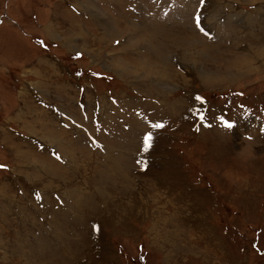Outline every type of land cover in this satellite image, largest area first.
Listing matches in <instances>:
<instances>
[{
	"label": "rangeland",
	"instance_id": "rangeland-1",
	"mask_svg": "<svg viewBox=\"0 0 264 264\" xmlns=\"http://www.w3.org/2000/svg\"><path fill=\"white\" fill-rule=\"evenodd\" d=\"M260 53L264 0H0V264H264Z\"/></svg>",
	"mask_w": 264,
	"mask_h": 264
},
{
	"label": "snow or ice",
	"instance_id": "snow-or-ice-1",
	"mask_svg": "<svg viewBox=\"0 0 264 264\" xmlns=\"http://www.w3.org/2000/svg\"><path fill=\"white\" fill-rule=\"evenodd\" d=\"M197 24L199 26V18H197ZM197 100L203 102L201 97H197ZM199 119H200L201 122H203L205 120V116H204L203 112H201L199 114ZM219 119L221 120L223 126L226 127L227 129H232L234 127V125L231 122H229L226 119H224V117H220ZM205 126L211 127L210 124H207ZM152 127H153V129H156V130H162V129L165 128V124H163V123H155V124L152 125ZM197 130H199V129L197 128ZM154 142H155L154 133L153 132L147 133L145 135V137H144V140H143V151L145 153L149 152L153 148ZM144 163H145V167H146L147 162L145 161ZM5 167L6 166H4V165H0V168H5Z\"/></svg>",
	"mask_w": 264,
	"mask_h": 264
},
{
	"label": "bare ground",
	"instance_id": "bare-ground-1",
	"mask_svg": "<svg viewBox=\"0 0 264 264\" xmlns=\"http://www.w3.org/2000/svg\"><path fill=\"white\" fill-rule=\"evenodd\" d=\"M86 8V7H85ZM249 24V23H248ZM207 51V50H206ZM208 52V51H207ZM261 54V58H264V54L263 53H260ZM258 56H259V54H258ZM257 55H256V57H258ZM238 58H240V57H238ZM242 60L240 61V65H239V68H240V70H242L243 68H245L246 70H247V72H253V70H249V69H252V67H251V64H250V62L248 61V60H245L244 58H241ZM262 60V59H261ZM264 65V64H263ZM144 68H149V67H144ZM249 70V71H248ZM149 71V70H148ZM2 141H3V138H2ZM1 141V142H2ZM3 145L6 147V145H5V143L3 142ZM7 148V147H6ZM19 219H20V217L19 216H17ZM32 237V236H31ZM30 237V238H31ZM33 237H37V236H33ZM52 251V253L54 252V250H51ZM59 251L57 250L55 253H53V255H55V254H57Z\"/></svg>",
	"mask_w": 264,
	"mask_h": 264
},
{
	"label": "crops",
	"instance_id": "crops-1",
	"mask_svg": "<svg viewBox=\"0 0 264 264\" xmlns=\"http://www.w3.org/2000/svg\"><path fill=\"white\" fill-rule=\"evenodd\" d=\"M13 144V143H12ZM12 144H10V145H12Z\"/></svg>",
	"mask_w": 264,
	"mask_h": 264
}]
</instances>
